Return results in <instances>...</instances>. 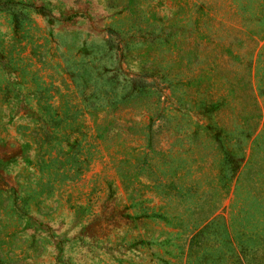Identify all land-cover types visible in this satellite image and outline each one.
<instances>
[{"label":"rangeland","instance_id":"374dc122","mask_svg":"<svg viewBox=\"0 0 264 264\" xmlns=\"http://www.w3.org/2000/svg\"><path fill=\"white\" fill-rule=\"evenodd\" d=\"M0 264H264V0H0Z\"/></svg>","mask_w":264,"mask_h":264}]
</instances>
